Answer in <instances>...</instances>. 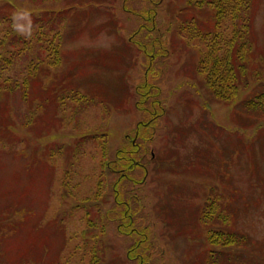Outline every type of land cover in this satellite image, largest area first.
<instances>
[{"label":"rangeland","instance_id":"374dc122","mask_svg":"<svg viewBox=\"0 0 264 264\" xmlns=\"http://www.w3.org/2000/svg\"><path fill=\"white\" fill-rule=\"evenodd\" d=\"M199 1L0 0V264H264V0Z\"/></svg>","mask_w":264,"mask_h":264},{"label":"trees","instance_id":"16d2710c","mask_svg":"<svg viewBox=\"0 0 264 264\" xmlns=\"http://www.w3.org/2000/svg\"><path fill=\"white\" fill-rule=\"evenodd\" d=\"M199 2L204 4V3H206V0H200ZM251 3H252L251 0H209L208 5L214 6V9L216 10V13L218 14L216 16L217 18L221 17V14H225L226 11L230 13L228 7H230V9L232 11H235L233 13V15L235 14V16H237V17H239L241 15V17H242V14H241L242 11L244 12V10L246 9V6L249 7ZM249 22H250V19H249ZM249 22L244 23V21H243L244 24L242 23V25H244L243 30L246 33H249L248 31L251 30V26H250ZM240 33H241V30H240ZM241 47H242V49L239 50V53L237 51H235V49L233 51L231 50L230 55H229L228 68L226 67L227 68L226 73H224V71L221 73V80H220V76H218V81H221L220 82L221 88H220V90H216L214 88L215 94L219 98H221L222 100H225V101L228 100L229 98L230 99L233 98L234 95L231 97L230 92H233V93L237 92V89H236L237 86L235 83L236 76H237V78L241 79V77L246 74V70H245L246 66L243 62L245 61V58H246L245 55H246L247 50H246L244 44ZM240 53H241V55H240ZM236 56H238V59H239L237 61L235 59ZM7 61L10 63L12 62L11 59H7ZM239 61L242 63H240ZM0 65L3 66L2 64H0ZM226 79L230 80L229 89H227L228 84L225 81ZM232 79H234V81ZM232 82H233V84H232ZM260 98H262V102L260 104H255V105L252 104L253 109H255V107H258V106H261L262 104H264V95L261 96ZM230 99H229V101H231ZM213 197L216 198V196H213ZM210 198H209V200H210ZM213 201H215V200L213 199ZM210 205H211V208L213 211H212V213H210V215H208V217L206 218L205 221H207L209 223L215 219L223 217V221L221 224H225L224 225L225 227L228 226V224H226V222L224 221L225 214H224L223 205L220 204V202H216V203L212 202ZM221 207H223L222 210L221 209L219 210V208H221ZM206 213H208V212H206ZM209 225L210 224H207L206 226H208V238H209V241L211 244H215V245L219 244V246H222V247H229V246L237 245L241 241V239L243 238V237L239 238L236 234H234L233 232H231L225 228H220V229H217L214 227L209 228Z\"/></svg>","mask_w":264,"mask_h":264}]
</instances>
